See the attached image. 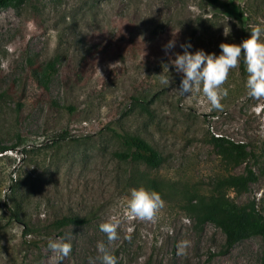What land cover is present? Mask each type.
I'll return each mask as SVG.
<instances>
[{
    "label": "rangeland",
    "instance_id": "374dc122",
    "mask_svg": "<svg viewBox=\"0 0 264 264\" xmlns=\"http://www.w3.org/2000/svg\"><path fill=\"white\" fill-rule=\"evenodd\" d=\"M222 2L31 0L0 9V145L23 144L18 153L0 154V264H101L100 243L117 264H259L260 238L225 249L220 228L198 229L169 199L155 222L125 216L129 177L210 195L219 180L246 169L257 180L240 194H224L239 208L264 211V106L246 99L244 65L222 86L223 110H210L202 93L179 94L182 74L171 64L181 44L219 55L221 43L240 44L251 30H264V0ZM170 40L175 46L166 51ZM52 60L44 91L32 73ZM163 71L169 86L159 82ZM150 96L144 114L135 100ZM113 131L140 136L162 164L151 170L119 162L113 152L123 149ZM216 137L243 144L245 157L227 160L212 144ZM15 214L35 236H24ZM72 215L87 222L50 228ZM113 216L121 219L119 238L109 242L99 224ZM49 239L71 243L72 252L58 261ZM181 240L191 246L177 255Z\"/></svg>",
    "mask_w": 264,
    "mask_h": 264
},
{
    "label": "trees",
    "instance_id": "16d2710c",
    "mask_svg": "<svg viewBox=\"0 0 264 264\" xmlns=\"http://www.w3.org/2000/svg\"><path fill=\"white\" fill-rule=\"evenodd\" d=\"M31 0H0V9L10 3L16 6L25 5L30 3ZM209 6L216 8L225 2L222 0H201ZM244 36L241 41H244ZM243 64V60H241ZM55 73V60L49 61L44 65L40 71L32 73V77L40 89L47 91L51 79ZM139 110L144 114H150L149 107L152 103L150 96L147 101L145 98L142 100H135ZM115 140L120 144L123 150L114 151L113 156L122 163L129 165H139L146 169L155 170L162 164L163 159L160 153L153 150L148 143L140 136L129 135L126 133H118L113 131ZM22 141H17V144L7 148L0 145V154L11 150L14 151L20 147ZM212 144L216 150L223 155L227 160L241 161L245 155V147L243 144H234L225 141L221 137L212 138ZM23 145V144H22ZM28 152V151H27ZM18 153V150H16ZM26 153V152H24ZM261 174L264 175V169ZM257 176L251 169L245 170V175L227 177L219 180L213 187L210 195H203L197 191H171L167 188L162 181L156 178H128V186L131 188L145 187L149 190H154L160 193L163 200H171L177 204L183 214L198 228L206 223H212L224 235V248L229 249L231 246L239 241L251 237H258L262 241L263 250L260 257L259 264H264V211L260 207L252 205L250 208L242 209L229 202L224 194L226 190H232L236 194L243 192L246 187L254 183ZM15 219L22 223L24 228V236H35L36 230L22 221L15 214ZM87 219L79 215L63 216L55 220L50 228L54 231H60L67 226H80L84 225Z\"/></svg>",
    "mask_w": 264,
    "mask_h": 264
},
{
    "label": "clouds",
    "instance_id": "9594fccd",
    "mask_svg": "<svg viewBox=\"0 0 264 264\" xmlns=\"http://www.w3.org/2000/svg\"><path fill=\"white\" fill-rule=\"evenodd\" d=\"M229 33L225 32L227 36ZM264 30L256 28L251 30L250 39L242 41L240 44L221 43L219 55L206 53L203 49L194 53L188 49L191 43L181 44L183 53H176L175 59L171 61L174 70L182 74L179 89L181 96H191L194 93H202L210 110H223L221 101L227 97L228 89L222 86L229 77L232 69L239 70L241 60H243L246 72L245 92L246 99L254 106H264ZM175 46V41L170 40L165 46V50ZM164 69L168 66L165 65ZM7 71V67H5ZM160 77V84L169 86L170 79L163 71ZM165 202L160 193L149 190L145 187L133 188L130 190L126 203V218L129 220H139L145 222H155L157 214L163 209ZM121 219L113 216L107 221L99 224V230L104 233L109 242L117 240L118 228ZM191 246L189 240L177 242V255L186 254ZM47 247L57 255V260L62 261L72 252V245L63 240H48ZM98 251L103 255L99 257L101 264H117V257L108 252L103 243L98 244ZM143 258H141V261Z\"/></svg>",
    "mask_w": 264,
    "mask_h": 264
}]
</instances>
